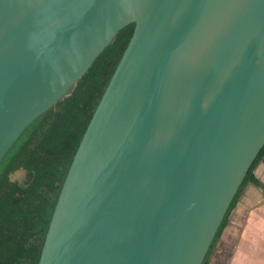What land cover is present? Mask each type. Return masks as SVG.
<instances>
[{
	"label": "water",
	"instance_id": "obj_1",
	"mask_svg": "<svg viewBox=\"0 0 264 264\" xmlns=\"http://www.w3.org/2000/svg\"><path fill=\"white\" fill-rule=\"evenodd\" d=\"M130 24L39 264H203L264 147V0H0V165Z\"/></svg>",
	"mask_w": 264,
	"mask_h": 264
},
{
	"label": "trees",
	"instance_id": "obj_2",
	"mask_svg": "<svg viewBox=\"0 0 264 264\" xmlns=\"http://www.w3.org/2000/svg\"><path fill=\"white\" fill-rule=\"evenodd\" d=\"M123 28L72 92L36 120L0 165V264H39L62 186L95 110L133 36ZM264 147L231 204L203 264H210L232 211L247 186L264 189L255 175ZM24 171V181L13 180Z\"/></svg>",
	"mask_w": 264,
	"mask_h": 264
},
{
	"label": "crops",
	"instance_id": "obj_3",
	"mask_svg": "<svg viewBox=\"0 0 264 264\" xmlns=\"http://www.w3.org/2000/svg\"><path fill=\"white\" fill-rule=\"evenodd\" d=\"M255 175L264 184V161ZM243 196L229 217L210 264H264V189L249 184Z\"/></svg>",
	"mask_w": 264,
	"mask_h": 264
},
{
	"label": "rangeland",
	"instance_id": "obj_4",
	"mask_svg": "<svg viewBox=\"0 0 264 264\" xmlns=\"http://www.w3.org/2000/svg\"><path fill=\"white\" fill-rule=\"evenodd\" d=\"M26 178V173L24 171H18L15 174H13L12 179L13 180H19V181H24ZM247 192V191H246ZM246 194V193H245ZM244 197V196H243ZM243 200V198H242Z\"/></svg>",
	"mask_w": 264,
	"mask_h": 264
}]
</instances>
